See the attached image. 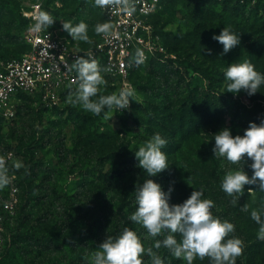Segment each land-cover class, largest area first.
<instances>
[{"label": "rangeland", "instance_id": "rangeland-1", "mask_svg": "<svg viewBox=\"0 0 264 264\" xmlns=\"http://www.w3.org/2000/svg\"><path fill=\"white\" fill-rule=\"evenodd\" d=\"M43 2L45 11L55 20L49 28L63 41H69L80 48L90 46L101 39L102 35H96L94 29L97 24L104 23V18L91 0L83 2L80 0H43ZM32 3L33 0H0V57L15 58L24 55L22 43L24 27L19 13L23 9H28ZM208 6L212 9V15L209 16L207 23V38L211 40L210 45L207 46V54H205L210 62L208 64H215L214 66L218 67L225 62V59L222 60L223 45L213 39V36L220 35L225 27H230L232 32L235 35L238 33L237 37L243 40V43L229 52L234 55L238 48L242 54L239 60L234 56L228 57L225 68L218 69V72L222 73L221 81L215 90L209 93L211 96L209 101L212 102L213 108L214 100L217 99L219 102L216 101L219 110L215 113L214 124L192 139L182 155L178 156L180 161L177 164V182L184 184L181 191L185 194L192 193L190 190L194 186L192 171L194 168L199 169L197 161L201 159L209 161L215 158L212 151L215 147V134L227 128L233 137L243 136L250 123L259 125L264 120V84L253 96H248L243 90L238 94H233L227 93L225 78L228 66L248 59L246 54L248 46L254 50L252 52L254 58H258L253 64L255 70L264 76V0H261L257 6L253 5L254 7L252 5L242 6L233 1L222 3V1L208 0ZM164 11L159 18V25L164 29L168 40L172 41L185 12L180 6ZM63 22H70L73 26L80 22L86 23L91 43L73 41L63 30ZM242 32L247 34L242 36ZM171 53L167 54L174 58L168 56L165 62L158 61L159 63L153 64L152 67L144 66L132 75L129 74L126 79L118 80L102 75L107 84L101 86L99 94H118L123 89H130L134 92L129 108L114 109L113 118L105 119L103 112L100 116H96L84 111L80 106L73 107L68 104L67 96L70 91L74 90L72 89L60 97L58 104L50 107L40 108L39 104L42 105V103L38 97L25 98L18 105L15 120L0 125V148L11 155L9 177L13 178L14 182L17 181L23 191L17 216L22 215L23 212L25 191L23 176L25 169L28 168L25 151L32 157V162L42 164L44 169L51 167L56 172V191L60 195L56 203L57 208L52 215H48L42 225H35L32 229H29L31 221L22 226L26 234L18 238L15 237L19 219L17 216L12 219L6 240L9 250L8 259L7 257L1 259V264H7V261L8 264H75L73 260L80 255L87 256L89 259L75 260L76 264H90L93 251L87 248L86 240L82 235L86 234L89 227H99L103 223L102 230L98 232L99 236L94 237L97 251L100 244L110 236L107 228L115 220L121 231L124 227H128L138 235L137 228L141 225L131 222L129 216L138 207L132 199L136 187L143 185L147 175L138 167L139 162L134 151H137L140 145L156 134V126L152 120V115L156 111L153 109L154 106L147 104L145 98L151 96L162 98L160 95L163 94V90L168 89L173 80L181 78V87L172 98L175 104L168 110L169 113H175L179 103L184 99L199 98L202 92H207L205 82L196 81L198 76L192 68L179 67L175 63L180 54ZM174 59H176L175 62H173ZM145 86L148 87L147 91L144 90ZM168 90L170 91V88ZM154 92L156 93L153 94ZM33 143H35L34 149L30 148ZM209 145L211 147H208ZM207 151L208 153H205ZM189 154L192 155V159L188 158ZM15 160H20L25 167L15 170L12 167V162ZM217 160L222 162L226 159ZM251 163L252 161L245 157L242 164L227 166L225 174L229 169L235 171L243 167V171L251 178L253 175L250 168ZM38 179L35 177L29 181L35 182ZM250 188L254 192L249 193ZM215 192L212 190L213 194ZM95 199H104L107 202L105 211L96 208ZM232 199L226 196L228 216L222 220V222L226 220L235 226V232L228 238L235 237L243 241L244 252L247 253L244 264H264V241L257 239L259 225L251 219L252 210H262V220H264V192L259 191L258 184L245 185L242 196L237 198V204L233 205ZM122 201L126 205L121 209ZM168 202L174 205L172 201ZM245 204L249 205L248 212L240 210ZM219 209L220 207L215 210ZM102 212L106 213L107 218L98 223L97 220ZM24 213H29L28 208ZM72 219L79 229L75 236L69 234ZM25 236L30 240L21 243L22 237ZM45 236L56 240V243L60 244L59 248L54 245L55 243L39 246L37 239ZM155 239L162 240L163 237L159 236ZM155 239L147 234L142 243L145 248H148L154 244ZM153 250L157 251L164 264H187L183 259L175 258L166 248ZM240 258L241 256L237 258L236 264H242ZM142 259L144 264H151V259L146 253ZM193 264H211V262L208 258L204 260L197 258Z\"/></svg>", "mask_w": 264, "mask_h": 264}, {"label": "clouds", "instance_id": "clouds-1", "mask_svg": "<svg viewBox=\"0 0 264 264\" xmlns=\"http://www.w3.org/2000/svg\"><path fill=\"white\" fill-rule=\"evenodd\" d=\"M94 6L100 9L118 8L129 16L136 11L134 0H94ZM54 22L47 11L40 10L35 13V23L29 26V31L40 33L51 27ZM62 27L73 41L91 43L86 23L80 22L73 26L70 22H63ZM113 30L111 22L99 23L94 29L96 35L104 37L112 35ZM213 39L223 45V54L240 44L239 37L230 27L223 28L220 35L213 36ZM86 56L88 59L78 58L71 66L65 65L68 71L74 70L77 73V78L68 86L71 89L72 85H76L75 89L69 92L67 103L73 107L80 106L84 111L96 116L103 112L105 119L113 118L114 109L129 108L134 92L123 89L118 94H99L101 86L106 85L107 81L101 74L99 61L93 58L91 53ZM145 60L144 51L137 48L133 62L139 66L144 64ZM103 71L112 72V67L109 66ZM225 78L226 91L233 94L243 90L248 96H253L264 84V76L247 60L228 66ZM214 141L215 147L212 151L215 158H226L227 162L233 165L242 164L245 157L252 161L251 178L243 171V167L235 171L229 169L224 175L221 187L233 198L231 203L237 204V198L242 196L245 185L258 184L259 191L264 192V120L259 125L250 123L243 136L233 137L230 130L225 128L214 135ZM166 144L165 139L155 134L134 151L139 162L138 167L144 170L148 177H154L169 168L167 154L162 151ZM12 167L20 170L25 165L20 160H15ZM10 183L6 159L0 156V191ZM171 191L169 188V193L166 194L159 184L147 179L142 186L136 187L135 199L138 207L129 216L131 222L147 230L148 236L153 239L162 236V240L155 239L151 247L145 248L137 233L124 227L118 236H108L100 244L99 250L92 253L90 264H144L142 257L145 253L150 257L151 264H164L157 251L153 250L162 247L187 264H193L197 258H208L211 264H236L237 258L243 255L244 243L239 238H228L235 232L234 224L226 220L222 222L213 216L211 210L214 202L211 199H202V189H194L190 198L182 204L170 206L168 201ZM252 192L254 191L250 188L249 193ZM240 210L248 212L249 205L245 204ZM251 219L259 225L257 239L264 241L262 210H252ZM177 235L181 237L179 241ZM84 259L89 258L85 256Z\"/></svg>", "mask_w": 264, "mask_h": 264}, {"label": "trees", "instance_id": "trees-1", "mask_svg": "<svg viewBox=\"0 0 264 264\" xmlns=\"http://www.w3.org/2000/svg\"><path fill=\"white\" fill-rule=\"evenodd\" d=\"M36 1L37 0H33V3ZM80 1L83 2L84 0H80ZM91 1L94 5V1L93 0ZM159 1L160 4L162 5V10L159 11L153 17L152 24L155 27L156 33L161 38L162 45L165 47L167 53L178 52V55L180 54L178 59L177 60L174 59L173 62H175L176 60L175 63L179 67H184L186 69L192 68L198 76V78H196V81L197 82H201V80L204 81L207 91V92H202L199 98L191 97L190 99H184L181 103H179V106L176 109L175 113H169L168 110L171 107H173L175 104V101L172 98L174 97V95H176L177 90L181 87V82H182L181 78L180 79L178 78L179 80H177V78L176 80H173V83L170 86H168V89L170 88V91L168 89L163 90V94L160 95L162 96V98L159 97L156 98L152 96L145 98V100H147L146 101L147 104L149 106H154L153 109L156 111V113L152 115V120L154 122V125L156 126L155 132L156 134H159L163 139L167 141V144L162 149V151L167 154L168 161H170V163L168 164L169 168L165 170L166 173H161L154 177L145 176L146 178L145 181L147 179H152L155 183L161 186L162 190L166 194L169 193V188H171L172 191L170 193L169 200L172 201L174 205H179L183 203L182 200L185 201L186 198H190L191 193L189 194L182 193L181 189L183 188L184 184L177 182V178H178L177 164L178 161H180L178 156L182 155V153L186 150L187 145L192 141V139L198 137L205 128L214 124L215 113L217 112V110H219V105L216 104V101L218 102V100L215 99L213 103L214 108L212 107V102L209 101V99H211L209 93L213 92L215 90V87L218 86L221 81L222 73H219L218 69L225 68V62L227 61L228 57L234 56L237 60H239L242 51L237 48L234 55H232L230 52H228L227 54H223L222 60L224 61L225 59V62L220 64V66L218 67L214 66L215 64L213 63H211L213 65L208 64L209 60L208 58H206L205 54H207V49H208L207 46L210 45L211 40L207 38V23L209 20V16L212 15V9L208 6V0H159ZM260 1L261 0H257L254 6H257L260 3ZM214 2H218V0H214ZM227 2L230 1L229 0L222 1V3H227ZM233 2H235L236 4L237 3L240 4L237 1H233ZM42 4L45 11V7H44L45 4L43 0H42ZM176 6H180L182 10L185 12V15L181 18L179 29L176 30V34L172 38V41H169L167 35L163 31L164 29L159 25V18L165 12L164 10L172 9V8L174 9ZM242 6H247V4H242ZM96 9L100 12V10L97 7ZM102 16L104 18V23L108 22L103 14ZM19 17L23 23V27H24L23 35H24V32L27 29V21L21 16V11L19 13ZM168 20H170V18ZM243 34L246 35L247 33L242 32L241 35L244 36ZM23 35H22V43L24 48L23 54H25L28 51V46L24 43ZM238 35L239 34L237 33V36ZM98 41L94 42L90 46L80 47V49H87L93 46L94 44H96ZM173 42L175 44H173ZM240 43H243L242 39L240 40ZM246 49L248 50L246 52L248 57L247 60L252 64H254V62L258 59V58L255 59L254 56L252 55V52H254V50L252 49L251 46L246 47ZM0 58L11 59L14 57L11 58L0 57ZM158 63L159 62L157 60L150 59L142 65L135 66L130 71V75H132L136 70L144 66L152 67L153 64H158ZM166 79H168V76H166ZM72 89L75 88L65 89L63 91L64 94L62 92L61 96L66 95ZM144 90L147 91L148 87L145 86ZM155 93L156 92H154L153 94ZM29 97L32 96L20 95V102L25 98H29ZM151 98L159 99V100L154 101ZM148 99H150V101ZM152 103L154 105H152ZM18 105L16 107V115H17ZM39 107L43 108V105L39 104ZM4 123H8V122H4L0 120V125ZM165 134L168 135L166 136ZM208 147H211V145H209ZM30 148L34 149L35 143H33ZM205 153H208V151ZM25 156H26V162L28 168L26 169L27 171H25L23 176L25 191H24V202H23L22 211L25 212V210L28 208L29 213L23 214L22 212V215L17 216L18 208L20 204L18 203L15 216L9 218L5 224L6 232L9 233L10 223L12 222V219H14L17 216V218L19 219V225L16 228L15 238H18L20 235L26 234V231L22 230V226H25L30 221L32 222V224L29 227V229H32L35 225L38 226L42 225L45 222L46 217L48 215H52V213L56 210L57 208L56 203L60 199V195L56 191V186H57V179L55 176L56 172L53 171L51 167L44 169L42 164L38 162H32V157L28 154L27 151H25ZM188 158L192 159V155L189 154ZM204 160L205 159L198 160L197 166L199 167V169L194 168L193 169L194 171H192L193 172L192 180L194 186L190 190L192 192L194 189L195 190L202 189L204 192V196L202 197V199H211L214 202V207L212 208V210L215 212L212 214L215 218H218L222 221L223 219L226 218V216H228V211H227L228 203L226 202L227 194L222 190L221 183L225 175L227 166H233V164H229L227 160L221 162L220 160H217L215 158H211L209 161L208 160L204 161ZM7 167L9 168L10 171L11 162L7 163ZM35 177H38L39 179L36 180L35 182L29 181L31 178H35ZM15 185L19 189L18 197L20 202L23 196V191L21 185L17 181H15ZM212 190L216 191L215 194L212 193ZM132 199L135 200L136 202L135 194ZM106 204L107 202L104 199L103 200L95 199L96 208H98L100 211L102 210L105 211ZM124 205L126 204L122 201L121 209L122 206ZM219 207L220 209L218 211L215 210ZM106 218H107L106 213L102 212L97 222L98 223L100 221L102 222ZM102 226L103 223L99 227L91 226L87 229L86 234L84 233L82 235L83 239L86 240L87 248H89L93 252L96 251V245L94 244V237L99 236L98 232L102 230L103 228ZM69 228H70L69 234L71 236H75V234L79 231L78 227L74 225L73 219L71 221ZM137 230H138L139 238L141 239V242H143L145 236L148 234L147 230L142 228L141 226H139ZM107 232L112 237L118 236L122 232L121 229L119 228V224L117 223V220H115V222L107 228ZM176 238L178 241L181 239L179 235H177ZM29 240L30 239L26 236L22 237L21 243H26ZM37 243L39 246L46 245V243L49 244L55 243L54 245L57 248H59L58 245H60L56 243V240H52L50 237L47 236L37 239ZM8 253L9 250L7 249V243L5 242L4 251L0 257V264H1V259H5ZM17 254L20 255V253ZM81 258L84 257L81 255L76 257L73 260V263L76 264L75 260H79ZM246 258H247V253L243 252V255L240 258V262L244 264L246 262ZM8 263L9 262L7 261V264Z\"/></svg>", "mask_w": 264, "mask_h": 264}, {"label": "built area", "instance_id": "built-area-1", "mask_svg": "<svg viewBox=\"0 0 264 264\" xmlns=\"http://www.w3.org/2000/svg\"><path fill=\"white\" fill-rule=\"evenodd\" d=\"M229 1L254 5L257 0ZM134 4L136 11L131 16L118 8H98L107 21L113 24L114 30L112 35L102 36L87 49H80L69 41H63L49 28L40 33L29 31V26L35 23V13L44 11L42 0L21 10V16L27 21L23 40L28 51L18 58H0V120L9 123L15 119L20 95L36 96L44 107L58 104L61 93L77 78V73L74 70L68 71L65 65L71 66L78 58L88 59V53L99 61L101 74L118 80L126 79L137 66L133 62L137 48L144 51L145 62L150 59L165 62L168 56L174 58L167 54L152 24L153 17L162 10L160 1L134 0ZM109 66L112 67V72L103 71ZM75 87L76 85H72L71 88ZM0 156L7 163L11 160V155L1 148ZM10 180L11 183L0 191V257L7 240L5 224L15 215L19 203V189L13 178L10 177Z\"/></svg>", "mask_w": 264, "mask_h": 264}]
</instances>
